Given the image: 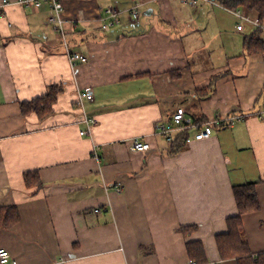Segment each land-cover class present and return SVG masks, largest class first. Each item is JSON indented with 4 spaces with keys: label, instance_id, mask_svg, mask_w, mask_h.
I'll list each match as a JSON object with an SVG mask.
<instances>
[{
    "label": "crops",
    "instance_id": "1",
    "mask_svg": "<svg viewBox=\"0 0 264 264\" xmlns=\"http://www.w3.org/2000/svg\"><path fill=\"white\" fill-rule=\"evenodd\" d=\"M62 3L70 51L87 57L74 69L46 3L0 8V247L17 264H190L186 243L200 241V264H238L216 236L238 215L234 185L252 181L258 207L241 215L242 234L264 252V30H237L235 15L205 2ZM111 6L119 23L104 32ZM245 38L261 47L249 51ZM52 84L61 90L49 115L21 112ZM77 91L93 96L83 109ZM177 107L193 124L169 154L165 138L180 130L157 128ZM83 110L97 120L86 135ZM205 123L211 135L195 138ZM137 136L151 148L130 150Z\"/></svg>",
    "mask_w": 264,
    "mask_h": 264
},
{
    "label": "built area",
    "instance_id": "2",
    "mask_svg": "<svg viewBox=\"0 0 264 264\" xmlns=\"http://www.w3.org/2000/svg\"><path fill=\"white\" fill-rule=\"evenodd\" d=\"M191 4L198 5L201 2L209 3L212 5L220 6L225 10L229 11L233 15H235L239 22L237 24V30L243 29V23L248 22L252 24L254 27L264 30V21H260L258 17H251L240 9L230 8L223 5L219 0H189ZM47 4L48 6V16L47 20L52 23L60 34V41L65 49L70 65L72 69L76 67L77 63H82L87 61V57L82 53L77 51H70V42L67 38V32L65 30V20L63 17V3L62 0H0V8L9 5H19L22 7H41L43 4ZM138 6L136 3L132 5L128 12L130 15V20L135 21L138 18ZM119 10L113 6L107 7L104 10V14L101 17V30L104 32H109L111 29L119 23L118 18ZM92 94L87 93L85 91H77L75 97V103L83 109V99H92ZM264 111V110H263ZM262 111V112H263ZM261 112V113H262ZM243 116L241 114L231 115L218 122L224 123L226 126H231L236 120L241 119ZM82 121L85 123L86 127L79 131L81 135H86L91 133L92 127L96 124L97 120L94 115H90L84 110L82 111ZM192 118L187 116L182 107H177L174 113L172 114L171 120L169 122L161 123L158 125L157 131L159 134H170L174 128L179 130L188 128L192 126ZM212 132V126L210 123H205L202 127L198 128L195 131L194 137L197 139H202L209 137ZM130 150L133 151H146L151 148L150 143L146 140L144 136L132 137L126 141ZM97 145H93V153L96 155ZM109 187H105L108 189ZM117 192L122 191V187L117 185L115 187ZM95 211H99V208H95ZM0 264H17V260L9 253V251L3 247H0ZM55 264V263H51ZM190 264H196L192 260H190Z\"/></svg>",
    "mask_w": 264,
    "mask_h": 264
},
{
    "label": "trees",
    "instance_id": "3",
    "mask_svg": "<svg viewBox=\"0 0 264 264\" xmlns=\"http://www.w3.org/2000/svg\"><path fill=\"white\" fill-rule=\"evenodd\" d=\"M220 2L230 8L243 6L246 9L254 10L260 21H264V0H221ZM260 42L261 41L259 39L245 38V43L249 51L255 50L253 45L261 47ZM60 90L61 87L59 85L52 84L44 94L29 100L21 101V112L23 114L35 112L39 118H44L53 111L52 105L55 102ZM188 136V128H184L176 133V135L166 137V140L170 139L167 147L168 153L175 154L182 149L187 143ZM29 174L30 172L25 173L26 179H28ZM254 185L255 182L252 181L234 185V196L238 209V215L228 219L229 224L227 232L216 236L221 257H235L238 264H264V252L252 254L248 243L242 234L243 228L241 225V215L243 213L253 211L258 207ZM9 221L10 220H7V223ZM189 229V227H182L181 230L186 233ZM186 247L190 260L196 264L203 263L207 260L203 245L200 241H188L186 243Z\"/></svg>",
    "mask_w": 264,
    "mask_h": 264
}]
</instances>
